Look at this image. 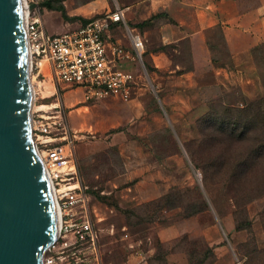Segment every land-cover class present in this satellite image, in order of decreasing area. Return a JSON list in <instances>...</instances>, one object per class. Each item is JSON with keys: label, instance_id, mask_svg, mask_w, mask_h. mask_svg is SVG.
Listing matches in <instances>:
<instances>
[{"label": "rangeland", "instance_id": "1", "mask_svg": "<svg viewBox=\"0 0 264 264\" xmlns=\"http://www.w3.org/2000/svg\"><path fill=\"white\" fill-rule=\"evenodd\" d=\"M33 1L48 32L83 23L82 16L64 18L57 11L44 10L42 0ZM109 1L113 10L117 1ZM76 2L70 0L71 5ZM127 23L142 33L151 21ZM214 30L219 33L216 54L223 57L221 30ZM112 34L122 37L123 27L114 28ZM143 37V62L123 64L136 79L126 99L110 95L84 101L78 95L83 94L81 87L55 92L47 73L32 79L37 87L33 106L47 104L43 110L48 111L59 102L75 134L76 163L89 195L102 263L130 264L132 256L140 254L146 264H264V194L236 208L222 185L203 186L202 170L194 166L186 149L197 144L199 125L210 111L244 106L264 96V41L252 52L262 89L244 84L238 72L206 74L196 86L162 72L168 82L163 87L145 57L161 46L155 34ZM171 53L175 61L188 63L186 46ZM204 197L209 207L189 215ZM211 239L219 248L212 250Z\"/></svg>", "mask_w": 264, "mask_h": 264}, {"label": "built area", "instance_id": "2", "mask_svg": "<svg viewBox=\"0 0 264 264\" xmlns=\"http://www.w3.org/2000/svg\"><path fill=\"white\" fill-rule=\"evenodd\" d=\"M33 0H24L26 41L30 79L47 73L55 92L65 87H81L83 100L93 101L114 95L124 99L136 82L124 62H143L145 40L127 23L124 8L93 15L79 26L60 33L46 29ZM123 27V36L112 34ZM125 39V40H124ZM31 135L48 174L58 213L59 232L42 254V264H103L99 237L93 225L86 186L76 163L73 137L64 106L59 102L48 111L32 107Z\"/></svg>", "mask_w": 264, "mask_h": 264}, {"label": "water", "instance_id": "3", "mask_svg": "<svg viewBox=\"0 0 264 264\" xmlns=\"http://www.w3.org/2000/svg\"><path fill=\"white\" fill-rule=\"evenodd\" d=\"M25 21L23 0H0V264H42L59 232L53 189L31 135Z\"/></svg>", "mask_w": 264, "mask_h": 264}, {"label": "crops", "instance_id": "4", "mask_svg": "<svg viewBox=\"0 0 264 264\" xmlns=\"http://www.w3.org/2000/svg\"><path fill=\"white\" fill-rule=\"evenodd\" d=\"M116 1V6L124 8L127 21L131 20V23L135 24L150 19L151 23L142 33L155 34L156 42L161 47L150 49L145 57L154 67V78L160 77L159 84L163 87L167 86L168 82L159 74L162 72L170 73L168 77H173L177 82L184 81L189 86L198 85L199 77L206 74L228 76L230 72L233 75L238 72L244 84H254L262 89L252 50L264 41V0ZM62 3L70 17L90 18L111 8L109 0H78L74 5L70 4V0H62ZM42 7L44 10L61 14L57 9ZM158 12H163V15L151 18ZM43 15L45 16V13ZM63 28L64 25L61 29H51L50 33L63 32ZM215 28L221 30L223 57L216 54L220 50L217 48L216 39L219 33ZM181 45L186 46L188 52L186 66L180 61H175L171 53L179 52ZM181 68L184 70L178 72L177 69ZM65 88L71 91L73 87ZM65 93L66 91L63 96ZM260 94L261 90L258 95ZM78 95L83 100L82 92ZM199 231L203 232L202 225ZM216 242L212 239L208 241L213 250L219 248L215 245ZM132 262L130 264H146L140 254L133 255Z\"/></svg>", "mask_w": 264, "mask_h": 264}, {"label": "trees", "instance_id": "5", "mask_svg": "<svg viewBox=\"0 0 264 264\" xmlns=\"http://www.w3.org/2000/svg\"><path fill=\"white\" fill-rule=\"evenodd\" d=\"M53 1L42 0L41 5L68 17L62 0H55L58 4ZM158 13L151 18H157ZM89 19L83 18V23ZM199 129L197 144L186 149L194 166L202 170L203 186L206 182L219 183L230 194L236 208L264 194V96L244 106H223L210 111L201 120ZM168 196L169 193L164 198L168 200ZM168 204L174 205L173 201ZM208 207L204 197L189 215Z\"/></svg>", "mask_w": 264, "mask_h": 264}, {"label": "bare ground", "instance_id": "6", "mask_svg": "<svg viewBox=\"0 0 264 264\" xmlns=\"http://www.w3.org/2000/svg\"><path fill=\"white\" fill-rule=\"evenodd\" d=\"M23 2H24V0H23ZM47 106V104H40V108L39 109H43L44 107H46Z\"/></svg>", "mask_w": 264, "mask_h": 264}]
</instances>
